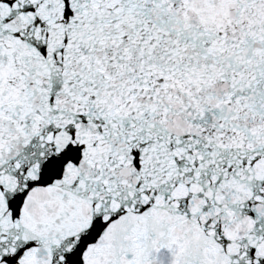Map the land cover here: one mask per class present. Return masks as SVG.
Here are the masks:
<instances>
[{
  "label": "snow or ice",
  "instance_id": "1",
  "mask_svg": "<svg viewBox=\"0 0 264 264\" xmlns=\"http://www.w3.org/2000/svg\"><path fill=\"white\" fill-rule=\"evenodd\" d=\"M0 264H264V0H0Z\"/></svg>",
  "mask_w": 264,
  "mask_h": 264
}]
</instances>
